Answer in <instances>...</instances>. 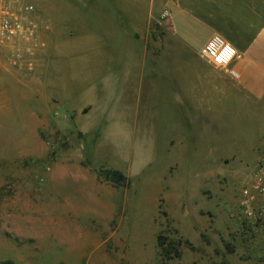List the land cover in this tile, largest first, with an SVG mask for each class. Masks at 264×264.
<instances>
[{
  "label": "rangeland",
  "instance_id": "374dc122",
  "mask_svg": "<svg viewBox=\"0 0 264 264\" xmlns=\"http://www.w3.org/2000/svg\"><path fill=\"white\" fill-rule=\"evenodd\" d=\"M18 1L32 6L33 30L11 46L14 69L0 70V264H264V222L244 207L263 119L228 110L220 130L203 114L222 79L210 65L171 64L187 57L164 31L171 0H153L142 77L119 40L108 65L103 0H85L96 16L79 9L77 31L56 17L71 0ZM61 27L101 46L60 52L71 39ZM158 237L167 248L179 239V256Z\"/></svg>",
  "mask_w": 264,
  "mask_h": 264
},
{
  "label": "crops",
  "instance_id": "0c3cea01",
  "mask_svg": "<svg viewBox=\"0 0 264 264\" xmlns=\"http://www.w3.org/2000/svg\"><path fill=\"white\" fill-rule=\"evenodd\" d=\"M102 3L104 6L103 43L107 49L110 46V51L105 49L104 55L108 65L116 63L113 48L119 40L131 48L134 54L132 64L137 65L142 77L144 65H148L145 59L148 34L153 21L158 22V8H154L153 0H103ZM66 5L76 6V8L68 10ZM92 5L93 3H86L85 0L60 3L61 8L58 6L56 10L60 26L61 23L69 21L73 31H77L74 24L82 21L80 17L82 13L79 9L83 7L87 16L92 19V14L95 15L96 9L87 8ZM167 9L165 21H162L166 37L178 45V51L183 50L187 55L186 58L180 59L182 63L177 64L174 57L171 59V64L210 65L213 68H206L216 72L222 79L220 83L212 82V88L216 90V96H211L213 102L202 97L203 114L213 118L217 127L221 128L220 130L223 125L216 117L218 113H227L228 110L233 112L234 117L243 116L252 118L253 121L256 118L263 119L260 124H264V0H171ZM59 33L62 38L70 36L67 30L62 29ZM214 34L234 46L236 55L226 69L234 71L236 77L200 57V48ZM73 35L70 36V47L61 45L58 47L60 52L70 51L75 47L84 50L85 46H101L100 40L93 33L77 34L75 39ZM96 42L97 44L93 45ZM12 52L11 46H0V55L8 54L7 58H0V70L14 69L12 66H15L16 62H11ZM20 70L22 68L16 69L17 73L22 74ZM90 102L93 105L97 104L96 100H90ZM108 103L106 108L98 104L97 106L107 111L110 101ZM208 107L215 109L212 111ZM209 112H214V114ZM256 128L259 127L254 125L248 131L256 135ZM233 129L229 133H232ZM260 130L264 136V126ZM262 139L264 141V137Z\"/></svg>",
  "mask_w": 264,
  "mask_h": 264
},
{
  "label": "built area",
  "instance_id": "2783aa9c",
  "mask_svg": "<svg viewBox=\"0 0 264 264\" xmlns=\"http://www.w3.org/2000/svg\"><path fill=\"white\" fill-rule=\"evenodd\" d=\"M32 6L18 0H0V46H12L16 42L29 37L32 30L29 26L28 13ZM167 14L165 12L163 15ZM199 55L211 65L224 69L236 77V73L226 69L236 55L232 44L219 35H212L200 48ZM245 212L254 224L264 222V154L260 156L250 175L246 190Z\"/></svg>",
  "mask_w": 264,
  "mask_h": 264
},
{
  "label": "trees",
  "instance_id": "16d2710c",
  "mask_svg": "<svg viewBox=\"0 0 264 264\" xmlns=\"http://www.w3.org/2000/svg\"><path fill=\"white\" fill-rule=\"evenodd\" d=\"M107 180L113 183L115 186H128L129 180L128 178L119 170L117 169H104L103 171ZM180 240H174V242L169 243V247L167 248L164 242L162 241L161 237H158V243L160 246L163 247L164 255L170 256V251L172 250L174 256H179V251L177 250V245L179 244ZM170 249V250H169Z\"/></svg>",
  "mask_w": 264,
  "mask_h": 264
}]
</instances>
